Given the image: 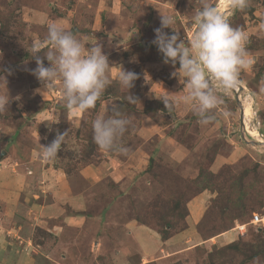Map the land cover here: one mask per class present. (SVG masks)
<instances>
[{
    "label": "rangeland",
    "instance_id": "1",
    "mask_svg": "<svg viewBox=\"0 0 264 264\" xmlns=\"http://www.w3.org/2000/svg\"><path fill=\"white\" fill-rule=\"evenodd\" d=\"M206 2L243 30L252 63L203 125L151 43L160 14L190 40L202 0H0V93L11 100L0 113V264H264V223L249 224L264 215V0L242 11ZM51 23L108 55L113 82L87 112L66 110L59 82L43 91L30 72L31 44L48 50ZM119 66L138 74L129 90ZM110 104L130 120L124 154L93 141ZM57 131L65 143L44 162L39 143Z\"/></svg>",
    "mask_w": 264,
    "mask_h": 264
},
{
    "label": "clouds",
    "instance_id": "2",
    "mask_svg": "<svg viewBox=\"0 0 264 264\" xmlns=\"http://www.w3.org/2000/svg\"><path fill=\"white\" fill-rule=\"evenodd\" d=\"M249 0H228L233 11L244 10ZM195 31L190 40L181 39L172 29L175 19L172 15L160 14V26L154 29L151 41L162 55L164 64L174 69L172 77L186 89L180 102L190 108L201 124L207 125L215 118L214 110L224 103L228 95L240 83V72L252 61L246 50L247 36L240 28H234L225 15L206 0L191 18ZM264 28V24L261 25ZM172 29V33L165 32ZM48 50L40 42L31 44L32 59L36 67L30 72L43 85V91L58 81L64 108L70 111L87 112L96 106L106 88L113 82L109 78L108 55L100 43H85L64 27L51 23L46 37ZM43 50V58L39 55ZM48 62L46 66L44 61ZM179 67H176V65ZM138 74L119 66L116 81L127 90L134 86ZM0 79L6 81L3 75ZM7 89V88H6ZM19 100L20 97H15ZM127 101L135 103V97L128 95ZM165 109L171 111L176 101L167 96L160 98ZM11 100L8 90L0 93V113L8 111ZM111 115L97 116L91 122L93 141L99 149L124 154L127 148L120 142L127 131L130 120L123 116L118 104H110ZM231 113L227 110L223 116ZM68 131L56 132L54 139L40 146V158L44 162L54 160L65 143Z\"/></svg>",
    "mask_w": 264,
    "mask_h": 264
},
{
    "label": "built area",
    "instance_id": "3",
    "mask_svg": "<svg viewBox=\"0 0 264 264\" xmlns=\"http://www.w3.org/2000/svg\"><path fill=\"white\" fill-rule=\"evenodd\" d=\"M264 215L263 216H253L252 219L250 220L249 224L252 223V224H261V223H264Z\"/></svg>",
    "mask_w": 264,
    "mask_h": 264
}]
</instances>
